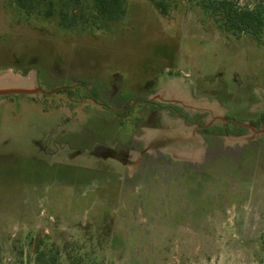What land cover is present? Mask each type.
Segmentation results:
<instances>
[{"label": "rangeland", "instance_id": "374dc122", "mask_svg": "<svg viewBox=\"0 0 264 264\" xmlns=\"http://www.w3.org/2000/svg\"><path fill=\"white\" fill-rule=\"evenodd\" d=\"M163 1L0 0V89L72 88L0 96V264H264V26Z\"/></svg>", "mask_w": 264, "mask_h": 264}, {"label": "trees", "instance_id": "16d2710c", "mask_svg": "<svg viewBox=\"0 0 264 264\" xmlns=\"http://www.w3.org/2000/svg\"><path fill=\"white\" fill-rule=\"evenodd\" d=\"M63 3L70 4L71 6L82 5L84 0H59ZM94 3L93 19L95 26L99 30L109 28L110 24L121 21L126 13L128 7V0H92ZM156 8L163 14L167 13V5L163 0H150ZM16 3L20 9L27 14L35 12L32 9H36L41 3H51L53 0H16ZM36 6V7H35ZM201 7L208 12L219 27L227 33H236L243 35L248 32L258 33L264 26L263 18L252 11L249 8H239L237 5H233L231 0H223L220 2H204ZM48 16H52V12H49ZM77 15H63L62 20L64 25L70 28L78 27ZM69 20V21H68ZM260 40L259 37H257Z\"/></svg>", "mask_w": 264, "mask_h": 264}, {"label": "water", "instance_id": "95a60500", "mask_svg": "<svg viewBox=\"0 0 264 264\" xmlns=\"http://www.w3.org/2000/svg\"><path fill=\"white\" fill-rule=\"evenodd\" d=\"M38 92H42L40 89L38 88H13V87H9L6 89H0V96L1 95H6V94H10V93H15V94H20V93H24V94H36ZM51 93H47V94H52Z\"/></svg>", "mask_w": 264, "mask_h": 264}, {"label": "crops", "instance_id": "0c3cea01", "mask_svg": "<svg viewBox=\"0 0 264 264\" xmlns=\"http://www.w3.org/2000/svg\"><path fill=\"white\" fill-rule=\"evenodd\" d=\"M19 51V50H18ZM12 68H15L14 66L12 67ZM17 70H19L20 71V68L19 67H17L16 68ZM39 89V88H38ZM66 90V91H68V92H72V88H69V86H62V87H60V88H58V89H56V90H54V91H51V92H53L52 94H48V95H53V94H55L56 92H58V90ZM41 91H42V93H45V94H47V93H51V92H46V91H43L42 89H40ZM37 94V93H36ZM20 97L21 96H26V94H24V93H20V95H19ZM161 152H164V151H161Z\"/></svg>", "mask_w": 264, "mask_h": 264}, {"label": "bare ground", "instance_id": "6f19581e", "mask_svg": "<svg viewBox=\"0 0 264 264\" xmlns=\"http://www.w3.org/2000/svg\"><path fill=\"white\" fill-rule=\"evenodd\" d=\"M26 82H28V80H23L22 78L20 79H17V81H15L14 83L11 82V81H7V83H9L8 85L11 86L13 85L12 87L15 89V88H21V86H25ZM8 86V87H9ZM4 88V87H3ZM7 88V87H6ZM30 88V87H28ZM195 151V150H194ZM184 154V153H183ZM194 154V153H193ZM196 158V156L194 157ZM197 159V158H196ZM190 160V159H189ZM198 160V159H197Z\"/></svg>", "mask_w": 264, "mask_h": 264}, {"label": "flooded vegetation", "instance_id": "af4514ba", "mask_svg": "<svg viewBox=\"0 0 264 264\" xmlns=\"http://www.w3.org/2000/svg\"><path fill=\"white\" fill-rule=\"evenodd\" d=\"M92 99V98H91ZM134 104H137L136 102L134 103ZM162 108H165V107H163V106H161ZM133 108V107H132ZM132 108H129V109H132Z\"/></svg>", "mask_w": 264, "mask_h": 264}]
</instances>
